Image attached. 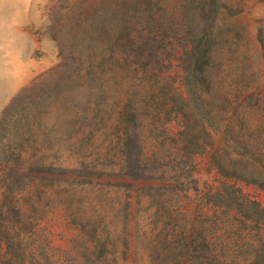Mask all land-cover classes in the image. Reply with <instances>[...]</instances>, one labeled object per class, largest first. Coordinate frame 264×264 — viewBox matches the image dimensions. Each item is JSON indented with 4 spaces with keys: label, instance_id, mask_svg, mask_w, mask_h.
Listing matches in <instances>:
<instances>
[{
    "label": "rangeland",
    "instance_id": "374dc122",
    "mask_svg": "<svg viewBox=\"0 0 264 264\" xmlns=\"http://www.w3.org/2000/svg\"><path fill=\"white\" fill-rule=\"evenodd\" d=\"M94 1L0 0L1 27L23 22L0 32V116L35 81V92H42L41 82L54 84L56 74L46 81L41 75L58 66L61 51L68 54L80 45L78 19H87ZM242 3L243 13L228 18L223 9L221 18L243 32L250 64L246 81L264 103V0ZM80 101L73 112L64 111V105L45 109L49 126L39 154L45 173L62 178L70 168L72 181L44 186L35 210L25 205L34 217L42 264H248L250 236L264 234L259 142L251 138L245 148L228 121L210 124L191 108L192 122L207 143L197 156H175L182 144L161 137L122 144L115 123L94 122L93 112ZM54 102L53 95L48 105ZM92 124L95 136L76 134L73 144H62L59 131L88 125L90 132ZM180 129L177 122L168 127L174 134ZM258 137L264 142V133Z\"/></svg>",
    "mask_w": 264,
    "mask_h": 264
},
{
    "label": "trees",
    "instance_id": "16d2710c",
    "mask_svg": "<svg viewBox=\"0 0 264 264\" xmlns=\"http://www.w3.org/2000/svg\"><path fill=\"white\" fill-rule=\"evenodd\" d=\"M227 1L232 0H96L87 19H78L80 45L61 51L58 66L41 75L46 81L56 74L54 84L41 82L42 92H35V81L0 116V264H42L34 217L25 205L35 210L44 186L72 181L70 168L62 178L46 174L39 156L48 106L73 112L83 98L94 122L115 123L118 143L161 137L182 144L175 156L191 158L207 144L192 122L193 108L210 124L228 121L245 148L253 138L264 150L256 138L264 133V103L246 81L244 34L221 18L223 9L231 18L246 6L244 0ZM53 95L56 106L48 105ZM173 122L182 127L175 134L168 130ZM84 126L59 131L62 144H73L76 134L96 135L93 124L90 132ZM259 231L250 236L248 264H264Z\"/></svg>",
    "mask_w": 264,
    "mask_h": 264
},
{
    "label": "crops",
    "instance_id": "0c3cea01",
    "mask_svg": "<svg viewBox=\"0 0 264 264\" xmlns=\"http://www.w3.org/2000/svg\"><path fill=\"white\" fill-rule=\"evenodd\" d=\"M4 20H2V22H3ZM13 23H11L10 24V26H6L5 28L4 27H1V25H0V32H6V31H12V24H17V25H20V26H22L23 25V22L21 21V20H16V21H12ZM1 24V23H0ZM7 27H9V28H7ZM16 29H19V28H16ZM20 30H22V28H20Z\"/></svg>",
    "mask_w": 264,
    "mask_h": 264
}]
</instances>
